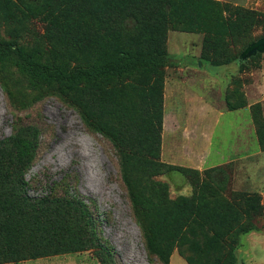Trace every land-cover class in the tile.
I'll return each instance as SVG.
<instances>
[{"label":"rangeland","instance_id":"374dc122","mask_svg":"<svg viewBox=\"0 0 264 264\" xmlns=\"http://www.w3.org/2000/svg\"><path fill=\"white\" fill-rule=\"evenodd\" d=\"M77 1L47 0L30 10L0 0V40L45 63L72 57L76 21L87 10L104 18L113 8L109 0ZM170 1L156 166L148 155L142 160L127 150L124 158L109 134L88 125L74 97L0 60V143L35 127L25 173L30 194L81 202L93 218L84 236L96 239L85 250L6 264H168L170 253L171 264H188L185 257L225 264L247 222V198L258 206V229L237 238V264H264V52L242 60L264 37V0ZM154 81L150 73L126 81L139 109V122L131 105L124 118L132 133L145 136L154 127ZM106 119L112 129L122 125L117 116Z\"/></svg>","mask_w":264,"mask_h":264},{"label":"trees","instance_id":"16d2710c","mask_svg":"<svg viewBox=\"0 0 264 264\" xmlns=\"http://www.w3.org/2000/svg\"><path fill=\"white\" fill-rule=\"evenodd\" d=\"M18 1L30 10L47 3V0ZM84 1L90 6L99 2ZM109 1L113 8L104 18L87 10L83 18L76 21L74 33L69 35L72 57L66 58L74 59L75 63L66 59L45 63L37 53L5 40H0V60L13 62L37 83L55 86L63 95L74 97L72 102L88 125L109 134L124 158L129 151L142 160L149 156L146 162L156 166L162 128V72L168 62L165 26L173 12L172 1ZM104 3L108 5L107 1ZM205 45L207 47V43ZM145 73L152 74L155 79L150 90L154 95L150 100L155 115L154 127L144 136L139 129L136 134L132 133L124 118L131 105L135 123L139 122V109L126 81L133 79L139 83V75ZM158 85L159 90L156 89ZM108 115L117 116L122 125L112 129L106 119ZM34 128H19L0 143V264L81 251L96 240L88 231L84 236V227L92 226L93 218L81 202L63 196L35 197L30 194L25 173L36 150L30 131ZM245 203L243 216L247 222L237 229L225 264H237L239 260L234 251L239 235L258 229L252 221L258 206L253 198H247ZM218 242L216 236L210 240L212 245ZM153 244L154 238L149 237L148 246L153 248ZM192 245L194 249H200L198 243ZM171 256L170 253L168 264ZM184 259L195 264L190 257Z\"/></svg>","mask_w":264,"mask_h":264},{"label":"water","instance_id":"95a60500","mask_svg":"<svg viewBox=\"0 0 264 264\" xmlns=\"http://www.w3.org/2000/svg\"><path fill=\"white\" fill-rule=\"evenodd\" d=\"M258 52H264V37L252 43L247 48L246 52L242 55V60L247 59L250 56L257 54Z\"/></svg>","mask_w":264,"mask_h":264},{"label":"crops","instance_id":"0c3cea01","mask_svg":"<svg viewBox=\"0 0 264 264\" xmlns=\"http://www.w3.org/2000/svg\"><path fill=\"white\" fill-rule=\"evenodd\" d=\"M172 256H173V254H172ZM172 256H171V257H172ZM187 263H188V262H187ZM170 264H171V262H170ZM188 264H189V263H188Z\"/></svg>","mask_w":264,"mask_h":264}]
</instances>
